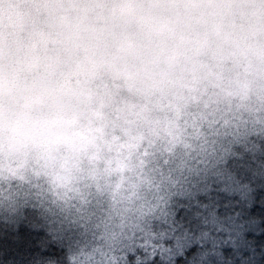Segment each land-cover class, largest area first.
<instances>
[{
  "label": "rangeland",
  "instance_id": "obj_1",
  "mask_svg": "<svg viewBox=\"0 0 264 264\" xmlns=\"http://www.w3.org/2000/svg\"><path fill=\"white\" fill-rule=\"evenodd\" d=\"M254 138L264 0H0V206L91 219L99 261Z\"/></svg>",
  "mask_w": 264,
  "mask_h": 264
},
{
  "label": "trees",
  "instance_id": "obj_2",
  "mask_svg": "<svg viewBox=\"0 0 264 264\" xmlns=\"http://www.w3.org/2000/svg\"><path fill=\"white\" fill-rule=\"evenodd\" d=\"M244 145L225 148L207 177L155 204L152 233L138 234L149 243L114 260L99 261L113 244L95 247L91 219L58 221L28 199L30 212L0 206V264H264V140ZM82 230L93 242L76 241Z\"/></svg>",
  "mask_w": 264,
  "mask_h": 264
}]
</instances>
